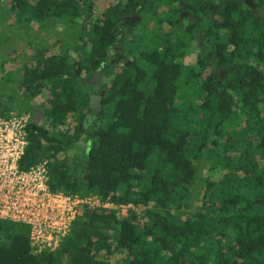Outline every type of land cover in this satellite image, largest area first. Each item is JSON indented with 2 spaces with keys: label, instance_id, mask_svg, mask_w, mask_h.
I'll use <instances>...</instances> for the list:
<instances>
[{
  "label": "trees",
  "instance_id": "obj_1",
  "mask_svg": "<svg viewBox=\"0 0 264 264\" xmlns=\"http://www.w3.org/2000/svg\"><path fill=\"white\" fill-rule=\"evenodd\" d=\"M96 1L0 0L5 30L68 33L30 43L22 63L0 54V114L30 113L19 167L47 161L52 191L135 208H86L39 253L28 225L0 220V264H264V16L244 0H116L100 15ZM135 3L144 30L127 64L113 61V25ZM102 64L93 120L88 80Z\"/></svg>",
  "mask_w": 264,
  "mask_h": 264
},
{
  "label": "built area",
  "instance_id": "obj_2",
  "mask_svg": "<svg viewBox=\"0 0 264 264\" xmlns=\"http://www.w3.org/2000/svg\"><path fill=\"white\" fill-rule=\"evenodd\" d=\"M30 120V113L0 114V220L28 225L35 252L57 249L86 208L116 209L121 216L135 208L131 203H115L111 196L103 200L98 194L52 191L47 161L21 169L19 161L28 144L26 127Z\"/></svg>",
  "mask_w": 264,
  "mask_h": 264
},
{
  "label": "rangeland",
  "instance_id": "obj_3",
  "mask_svg": "<svg viewBox=\"0 0 264 264\" xmlns=\"http://www.w3.org/2000/svg\"><path fill=\"white\" fill-rule=\"evenodd\" d=\"M110 1L111 0H97L96 1L97 2V12L102 11L106 3ZM0 16H1L0 18H2L3 16H6V12L0 9ZM11 23H12V20H11ZM139 25L140 26L138 27V29L140 31H143L144 30L143 24L141 23ZM12 29L13 31L5 30L0 27V31L4 30L3 33L7 35H11V39H9L8 43L6 42L7 43L6 47L0 48V54L5 53V54H10L12 56H18V63H22V61H24L25 58L33 55V51L29 49L30 43L32 44L30 45L31 47L40 46V45L47 44L51 39H54L56 37L64 38L66 37L65 34H68L65 32L66 28H64V26L60 24H57L54 26L49 25V27L45 31H40L38 30V26H35L33 30L30 31L29 34H26L23 28H18L16 24L14 25V28ZM10 48L14 49V51H11ZM188 61H190V57H187L185 59V62H188ZM16 65L17 63L13 65L7 64V67H14V66L16 67ZM104 81H106L109 84L108 79L104 78ZM23 113L26 114L27 112H21L20 114H23ZM199 176L201 179V178H206L207 176L216 177L217 175L215 173L209 172L208 169H204L203 171H201ZM198 204L199 203L196 202L195 206H197Z\"/></svg>",
  "mask_w": 264,
  "mask_h": 264
},
{
  "label": "flooded vegetation",
  "instance_id": "obj_4",
  "mask_svg": "<svg viewBox=\"0 0 264 264\" xmlns=\"http://www.w3.org/2000/svg\"><path fill=\"white\" fill-rule=\"evenodd\" d=\"M111 1H116V0H111ZM255 1V6L254 8H250L252 9L254 14H261L264 16V9L259 8L256 0ZM109 3V2H108ZM108 3H106L105 6L108 5ZM185 8H187V4L184 3L183 5ZM131 12L130 14H124L119 16L118 20L115 22V24L113 25V29L114 31L117 33L116 36V44L113 46L111 45L108 53H110V57L114 58L112 59L113 61H115L116 59H119L120 63H126L127 64V58L126 56L131 52L130 49H133V44H132V36L138 32V27L140 26L139 24H141V22H143V18L141 16V10L142 7L140 6L139 3H135V5L133 7L130 8ZM105 11V8L103 7L102 11H99L98 14L100 15L101 13H103ZM184 16L186 17H192L195 18L196 16L193 14H190L189 10H183L181 17L183 18ZM143 24V23H142ZM128 38V39H127ZM202 45V44H200ZM116 57V58H115ZM117 61V60H116ZM107 65V64H106ZM220 72V76L224 77L225 76V70L220 68L219 69ZM103 79V84L101 87H99V89H93L90 93L91 94H95V96H101L102 91H104L105 93V81H104V77H102ZM95 84L98 85V82L95 80L94 82ZM92 86V85H91ZM93 88V87H92ZM105 96V94H104ZM102 96V98L104 97ZM80 141H84V139H81ZM78 141V143L80 142Z\"/></svg>",
  "mask_w": 264,
  "mask_h": 264
},
{
  "label": "water",
  "instance_id": "obj_5",
  "mask_svg": "<svg viewBox=\"0 0 264 264\" xmlns=\"http://www.w3.org/2000/svg\"><path fill=\"white\" fill-rule=\"evenodd\" d=\"M245 4L249 8H254L255 1L254 0H244ZM106 67V64H102L96 71L93 72L90 79L88 80L89 84L92 85L93 89H99V87L103 84V71ZM95 80L98 82V85L95 84ZM104 91H102L101 96H95V94L90 95V107L93 109V115L89 116V119H96V117L102 113V96H104ZM79 146L83 147L84 149L88 148V144L84 141H80L77 143ZM69 156H73L75 154L74 150H69Z\"/></svg>",
  "mask_w": 264,
  "mask_h": 264
}]
</instances>
